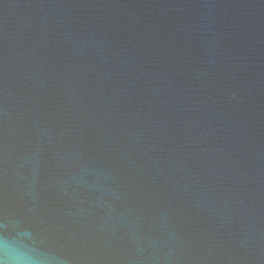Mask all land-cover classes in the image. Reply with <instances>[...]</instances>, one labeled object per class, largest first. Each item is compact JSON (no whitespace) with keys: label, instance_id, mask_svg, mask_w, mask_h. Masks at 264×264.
<instances>
[{"label":"water","instance_id":"1","mask_svg":"<svg viewBox=\"0 0 264 264\" xmlns=\"http://www.w3.org/2000/svg\"><path fill=\"white\" fill-rule=\"evenodd\" d=\"M264 264V0H0V261Z\"/></svg>","mask_w":264,"mask_h":264},{"label":"clouds","instance_id":"2","mask_svg":"<svg viewBox=\"0 0 264 264\" xmlns=\"http://www.w3.org/2000/svg\"><path fill=\"white\" fill-rule=\"evenodd\" d=\"M0 264H5V261H0ZM7 264H31V262L13 258L9 260Z\"/></svg>","mask_w":264,"mask_h":264}]
</instances>
